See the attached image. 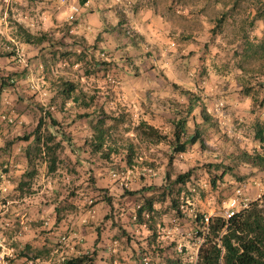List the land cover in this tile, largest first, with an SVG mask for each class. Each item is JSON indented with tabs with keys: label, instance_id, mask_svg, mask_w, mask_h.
<instances>
[{
	"label": "rangeland",
	"instance_id": "374dc122",
	"mask_svg": "<svg viewBox=\"0 0 264 264\" xmlns=\"http://www.w3.org/2000/svg\"><path fill=\"white\" fill-rule=\"evenodd\" d=\"M24 30L54 39L39 47L24 41ZM82 47L109 69L79 62L73 52ZM0 53V78L13 76L0 88V264H60L94 249V264L193 261L202 240L191 225L197 213L205 223L224 214L237 190L249 202L264 193V170L239 164L242 179L225 174L213 188L216 170L207 166L232 165L229 155L241 149L264 155L254 128L259 123L264 137V0H0ZM61 81L73 84L74 99L51 106ZM186 90L210 119L199 106L186 116L184 138L204 130L169 165ZM47 108L59 122L50 129L62 132L54 171L46 161L29 167L31 138L19 139ZM98 119L105 132L93 151ZM32 166L37 172L23 177ZM190 168L180 192L184 215L167 200L138 221V201L124 190L137 196L164 183L167 171Z\"/></svg>",
	"mask_w": 264,
	"mask_h": 264
},
{
	"label": "trees",
	"instance_id": "16d2710c",
	"mask_svg": "<svg viewBox=\"0 0 264 264\" xmlns=\"http://www.w3.org/2000/svg\"><path fill=\"white\" fill-rule=\"evenodd\" d=\"M85 3L86 0H81ZM262 16V15H261ZM225 16H222L218 20V24H221ZM23 39L25 42L42 47V43L45 41L53 40L52 36H49L45 32L39 36L31 34L29 31L24 30ZM96 49V47H92ZM76 55L77 60L84 61V64L88 63V66L98 65L103 67L104 70L109 69V63L96 58L93 53L88 52V48L82 47L79 51L73 52ZM9 54V52L7 53ZM6 54V55H7ZM11 54V53H10ZM0 55H4L1 54ZM85 68V73L89 74L91 70ZM100 69V68H97ZM6 79H12V74L6 77L0 78V88H2ZM74 86L68 81H61L57 94H55L51 100V106L56 105V98H60V104L71 101L72 91ZM183 94L187 96V102L185 104V115L180 116L173 120V138L169 141L171 146V152L168 156V164L171 165L173 159L177 153H183L186 151L189 143H196L200 140L201 134L204 130L203 126L195 130L194 134L189 138H184L186 129V116L190 114L196 107H200L201 117L205 123L209 122L210 116L205 106L201 105L200 97L198 94L192 91H183ZM259 106H264V94H262ZM42 109V106H39ZM104 119H98L93 125L94 131L92 135L97 139L96 142H91L92 150L97 151L102 149V140L104 136V128L102 126ZM59 125L58 120L52 114V111L47 108L43 111V114L39 116L38 121L33 130L21 137L28 141L31 138V143L25 148V156L28 165L33 159L34 161H46L49 171H54L56 162L59 159V150L61 148V140H57V135L62 132L56 128L50 129V126ZM257 137L262 141V128L259 123L254 124ZM206 130V128H205ZM162 138V137H160ZM130 152L128 153V160L130 161ZM232 165L224 164L219 161L213 164H208L209 171L214 169V176L210 178L213 188H218V182H224L223 177L225 174L242 179L243 177L236 176L234 173L235 166L239 164H246L255 171L264 170V155L260 152H250L246 149H241L237 153H231L229 155ZM31 165H29L30 167ZM211 168V169H210ZM37 172L35 166L25 170L23 177H31ZM194 173V169L190 168L184 172L170 175L167 171L164 183L159 186H149L146 189V193L142 192L136 196L135 191L128 189L124 190V195H133L138 201V207L136 209V216L138 221H146L147 213L154 211V204L164 203L169 200L171 209L174 211L177 217H182L183 211L181 209L184 201L180 200V192L182 188L191 180ZM22 183H20V186ZM232 184H225V188H231ZM107 201L111 204V199L108 196ZM63 207H56V221H59L62 217ZM68 207V206H66ZM107 214V217H111ZM192 230L196 232L197 237H201V243L198 245L195 257L193 261H184L179 256H172L164 259L165 264H264V193L260 195L258 199L251 201L247 207L239 209L233 216L226 219L222 214H214L208 217L207 222L204 223V215L197 213L191 222ZM205 225V231L202 228ZM96 257V250L92 252H81L79 254L70 256L60 264H94Z\"/></svg>",
	"mask_w": 264,
	"mask_h": 264
},
{
	"label": "built area",
	"instance_id": "2783aa9c",
	"mask_svg": "<svg viewBox=\"0 0 264 264\" xmlns=\"http://www.w3.org/2000/svg\"><path fill=\"white\" fill-rule=\"evenodd\" d=\"M70 18H72V15L70 16ZM218 105L219 107L222 106V102H219ZM239 194H240V190H237V194L229 199L227 208L225 209L223 214L226 219L233 216L235 212H237L239 209L247 207L248 204L251 202V201L249 202V200H247V198L245 197L240 198ZM207 220L208 218H206V221Z\"/></svg>",
	"mask_w": 264,
	"mask_h": 264
},
{
	"label": "crops",
	"instance_id": "0c3cea01",
	"mask_svg": "<svg viewBox=\"0 0 264 264\" xmlns=\"http://www.w3.org/2000/svg\"><path fill=\"white\" fill-rule=\"evenodd\" d=\"M87 3H88V0H87ZM94 3L96 4L97 2H94ZM98 7H101V5L99 4Z\"/></svg>",
	"mask_w": 264,
	"mask_h": 264
}]
</instances>
